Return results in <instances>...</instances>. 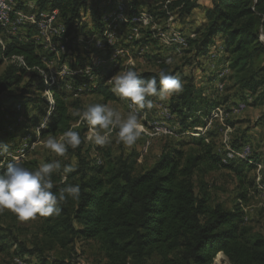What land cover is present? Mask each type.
Listing matches in <instances>:
<instances>
[{
  "label": "trees",
  "instance_id": "16d2710c",
  "mask_svg": "<svg viewBox=\"0 0 264 264\" xmlns=\"http://www.w3.org/2000/svg\"><path fill=\"white\" fill-rule=\"evenodd\" d=\"M136 2L131 0L126 26H133L130 21L135 15H142L147 23H151L148 14L137 11ZM97 3V0H40L37 11H32L58 10L57 22L64 26L65 31L55 39L65 46L66 51H72L75 57L71 63L74 65L92 64V61H84L77 48L79 35L84 45H87L86 37L91 29L99 32L97 39H104L102 34L106 33L107 22L101 14L107 8H100ZM161 5L164 7L161 10L164 16L174 13L177 19H183L197 6V1L166 0ZM87 16L92 24L90 32H84ZM204 16L206 27L196 37L187 38V46L183 51H192V57L201 58L212 49L214 38L221 35L227 52L224 58L228 61L229 69L226 83L233 80L236 87L252 96L253 105L264 104V63L259 59L264 55V41L261 40V36L264 38V0H211ZM2 37L4 47H1L0 65L5 62L6 65L0 72V135L8 134L6 126L9 124L14 129L24 124L25 104L30 99L26 87L35 86L40 93L46 89L37 70L43 68L44 60L51 56L40 50L41 46L33 41L18 42L16 35L4 34ZM109 53L110 48L106 49L101 62L92 66L96 73L104 71ZM66 56L64 53L62 58ZM162 57L157 54L159 60ZM158 67L184 80L183 90L169 98V109L176 116L175 121L181 129L177 133L204 126L211 119L210 111L214 107L227 104L232 99L229 94L224 97L218 94L214 98L203 95L202 89L195 86L191 77L179 73L178 66L170 68L168 63L161 62ZM157 73L143 71L140 75L151 79ZM27 74L26 87H22L20 85ZM34 79H37L35 83ZM79 81L85 83L86 79L78 78ZM50 89L54 104L47 126L39 130L38 138L49 135L57 138L69 129L85 132V126H72L78 118L72 115L71 107L81 100L75 98L69 101L70 95L64 89H60V92L55 87ZM90 92L97 94L99 103L116 99L105 84V78H101ZM152 97L148 98L151 100ZM11 98L13 102L7 106ZM33 100L34 106L36 102L43 101L39 98ZM14 105H20V109L16 110ZM7 115L10 116L9 120ZM16 118L22 121L16 122ZM38 120L37 117L33 120L34 126H37ZM179 136L174 138L176 141L171 147L162 149L151 165L138 171L127 156L120 155L114 165L104 172L105 164H98L85 153L82 155L84 141L81 140L80 146L72 153L77 161L76 168L67 174L68 183L80 185L79 198H68L62 202L58 216L43 217L37 214L42 235L47 242L69 250L66 256L61 255L45 262L73 264L75 244L93 240L106 260L103 264H147L153 257L157 264H212L219 252L231 264H264V232H254L242 222L243 211L240 206V203L248 201L247 191L251 187L244 173L245 167L254 166L247 164L244 159L224 161L223 155L215 150V142L205 141L204 136L194 140L193 149L184 150L181 138L184 135ZM189 140H193V137H189ZM20 162L24 167H37L34 159ZM5 168L6 165L0 168V172ZM222 169L230 170L236 179L238 203L231 209H226L219 202L209 204V194L204 185V177L208 173ZM62 176V171L53 174L55 185L63 186ZM56 190L54 187L53 191Z\"/></svg>",
  "mask_w": 264,
  "mask_h": 264
},
{
  "label": "rangeland",
  "instance_id": "374dc122",
  "mask_svg": "<svg viewBox=\"0 0 264 264\" xmlns=\"http://www.w3.org/2000/svg\"><path fill=\"white\" fill-rule=\"evenodd\" d=\"M6 1L10 6L11 13H25L29 10L31 14H35L37 12L32 11L39 8L40 0ZM97 1L100 8H107L104 12L102 11L101 17L103 19L110 18L106 20L104 19V21L107 22L105 29H110L111 33L106 30L105 32H107V35H105L106 33H104V35L102 34V38L106 40L114 39V42H111L110 45H108V48H110L111 51H117H115V53L111 52L112 58L115 59L121 55L123 56L120 59L119 72L132 66H134L135 70L139 73L143 71L159 72L160 69L158 64L166 62L169 64L170 68L178 66L179 73L191 77L195 86L202 89L203 95L214 98L217 97L218 94L222 97L229 94L232 99L231 101L229 100L227 104L214 107L210 111L211 119L204 126H195L184 131L182 130L181 133H177V130L180 131L181 129H179L177 125L176 116L172 114L169 109L170 97L166 101H160L158 97L153 96L151 100L154 107L151 110H137L138 119L142 124L143 132L141 137L132 146H125L118 142L115 130H113L111 134L112 142L109 145L105 147L95 145L93 142L86 139L90 134V131L88 132L87 123L81 121L78 116H74L78 118V120L73 123V128L82 126H85L86 128L83 133L78 131L81 140L84 141L82 155L85 153L88 158L94 159L98 164H105L104 172L114 165L117 157L120 155L127 156L128 159L134 163L135 170L138 171L142 167L151 165L156 158H158L162 149L165 147H171L174 144V141L180 137L179 135H184L181 137L184 142L182 143V148L184 150L193 149L194 140L204 136L205 141L213 140L215 142V150L218 154L223 155L224 161L226 159H244L247 164L254 166L253 168L246 166L244 170L247 180L251 182V187H249V190L247 191L248 201L244 204L240 203L243 211L242 222L246 223L254 232H264V104L256 103L253 105L252 96H249L246 91L236 87L233 80L226 83L229 69L227 66L228 61L224 58L227 56V52L225 51L223 44L224 39L221 35H217L214 38L213 47L209 51L210 53L201 58L199 57L196 59L192 57V51L188 53L183 51L187 46V40L185 39L196 37L199 34L198 32H201L206 27L207 21L204 13L205 8L211 5V0H196L197 6L183 19H177L174 13L166 15L167 17L163 15L161 10H164V7L161 4L166 0H137L135 8L137 11H142L148 14L151 19L149 22L151 23L145 21L146 23L144 22L142 25L138 24L136 26V32L132 31L129 26H125L123 29L124 32L120 31L121 36L119 39H117L113 29L115 28L117 31V28H122V26H120L121 24H127V11L131 8V0ZM119 5H123L124 9L122 14L116 15L115 11ZM45 6H48V4ZM19 8H22L24 11L16 10ZM153 12H155V15H153ZM12 18L11 21L15 20L16 16ZM86 21L87 23L84 27V32H90V27L92 26L90 23V17L87 16ZM58 23L59 22H57V25L60 26L61 23ZM21 26H19L16 33L19 32ZM24 30L27 29L24 28ZM91 31L89 37L93 38L94 41L99 35L95 36L94 30L91 29ZM4 34L6 33L0 31V40L3 44L4 39L2 36H4ZM81 37L82 36L79 35L78 42L81 43H78L77 46H80L81 48L84 47L85 50H88L91 48L88 46L91 45L94 46V52L96 51L97 53H100L98 52L99 48L97 45H92V43L90 44L91 40H87L88 42H86L88 43V46H86ZM144 38H148V40ZM54 40L57 42H53L55 50L49 46H45L43 49H46L48 53H54L56 51V56L59 57V55L66 52V49H64L65 52L60 50L59 46H61V42L56 39ZM117 40H119V43H117ZM143 40H146L147 42L143 43ZM178 40H182V42H179ZM261 40L264 41L263 36H261ZM132 43H134V45ZM82 50L83 49H81V51ZM1 51L0 47V52ZM81 51L80 54L82 55ZM119 51L122 53L119 54ZM114 54H117V56L115 57ZM157 54L161 55V57L163 56V59H161L162 61L158 59L159 57L157 58ZM66 57L65 62L67 64L64 63L63 60L59 61L60 59H51L50 61L44 60L45 64L43 68L45 69L41 68L37 70L39 77L46 86V89L42 93H40L35 86L26 87L29 74L25 75L23 84L20 85L28 88L30 93V99L26 101L24 109L25 122L17 129H14L13 126L9 124L6 126V129L9 131L8 134L3 133L0 135V142L5 143L8 146L7 153L0 157V162H4L1 163L3 164V167L9 161L7 157L10 154H17V152H15L16 150H22L24 152V157L22 158L23 161L26 159H34L37 167L41 161L51 162L59 159L63 165L67 162L71 163L74 158V154L72 153L75 152L76 149L69 147L66 154L63 157H59L50 149L43 146V142L47 137L42 139L38 138L39 130L42 129L40 127L41 123L45 119L48 120L52 112L49 110L48 103L45 99L49 98L50 95L53 96V92L50 88L55 87L57 92H60V89L65 88L64 90L67 92V95H70L68 96L69 101L71 99L74 100L75 98L81 100L79 101V104L75 103V107H71L72 113L77 109L82 110L90 103H99L100 99L97 94L91 93L90 91L94 88L92 84L96 86L102 78V73H96L92 68L93 65L87 63L85 64L88 66L86 69L93 75L92 82L87 78H85L87 82L83 81L85 84L75 82V78H84L81 74V70H85V65H72L70 61H73L74 58L73 60H70L68 55ZM97 59L99 61L101 58L96 57L94 62H98ZM259 59L263 60L261 63H264V55H261ZM5 65L6 62L0 65V72ZM68 65L70 66L68 67ZM89 67H91V69ZM74 69L76 71L79 70L77 74L79 77H73ZM40 70H45L43 73L46 75L49 72L50 75L53 76V81L48 80L46 83L41 77ZM59 72L62 73L60 74ZM71 74L72 76H70ZM58 76L65 81V83H70L71 85L64 84V87H62L61 79L59 80ZM47 78H49V75H47ZM95 79L98 80L95 81ZM36 81L37 79L33 80L34 83ZM108 81L109 80H105V84H109ZM180 81L181 83L184 82L182 79H180ZM109 87L111 89V86ZM47 89L50 91L49 93L46 91ZM77 91H83L84 95L77 94ZM86 93L87 95H85ZM37 98L43 100L44 103L43 101H39L36 102V106H34L33 99L36 100ZM12 102L13 100L11 98L6 105L9 106ZM106 104L115 107L125 115L132 110L129 107V101L122 99L117 95L115 100L108 101ZM17 106L20 107V105H14V108ZM169 115L171 116L170 119L167 118ZM36 117L39 120L36 124L37 126H34L33 120H35ZM6 118L9 120L10 116L7 115ZM21 121V118H18V120L16 118V122ZM162 126L166 128L164 132L168 130L167 133H164L161 130ZM200 128L201 130H199ZM205 132H207L206 136L204 135ZM59 137L60 136L57 138ZM189 137H193V140H189ZM97 149L98 152L96 151ZM97 158L99 160L96 161ZM204 185L209 194V204L219 202L226 209H231L238 203L236 179L230 170L222 169L211 171L204 177ZM3 237L4 239L2 240L1 238ZM0 246H2V252H0V264H50L46 263L47 260L61 255H67V252L69 251H67V247V249L60 248L56 246L55 243L47 242L42 235L41 221L37 215L34 218L21 221L15 213L8 209L0 210ZM27 251L33 253L29 254ZM18 256L23 257L27 261ZM72 258H74L73 264H103L106 261L105 258H103V254L99 250L97 243L93 240L78 241L75 244V254H73ZM147 264H157L156 259L154 257L151 258ZM212 264L231 263L223 253L219 252L215 255Z\"/></svg>",
  "mask_w": 264,
  "mask_h": 264
},
{
  "label": "clouds",
  "instance_id": "9594fccd",
  "mask_svg": "<svg viewBox=\"0 0 264 264\" xmlns=\"http://www.w3.org/2000/svg\"><path fill=\"white\" fill-rule=\"evenodd\" d=\"M108 83L113 93L129 101L132 110L125 115L106 103H90L82 110L77 109L72 113L89 126L90 134L86 139L100 147L112 142L113 130L116 131L118 142L125 146L134 145L143 132L137 110H151L154 107L148 97L155 96L160 101H166L183 90L179 78L166 69L160 70L151 79H145L134 66L113 74ZM46 126L45 119L40 127ZM80 144V133L72 129L63 132L59 138L49 135L43 142L45 148L59 157H63L69 147L76 149ZM7 151V144L0 142V157ZM76 165L75 158L71 163L63 165L57 159L51 162L41 161L38 167L31 169L24 167L13 157L7 162L5 170L0 172V210H11L21 221L34 218L37 214L43 217L58 216L62 202H66L68 198L78 199L80 196V185L67 182V174L73 172ZM61 171L63 186H57L54 184L53 174ZM54 187L57 188L56 191H53Z\"/></svg>",
  "mask_w": 264,
  "mask_h": 264
},
{
  "label": "bare ground",
  "instance_id": "6f19581e",
  "mask_svg": "<svg viewBox=\"0 0 264 264\" xmlns=\"http://www.w3.org/2000/svg\"><path fill=\"white\" fill-rule=\"evenodd\" d=\"M12 1V0H11ZM1 2H3V3H6V5H7V10L10 12V6H9V4L7 3V1L6 0H1ZM49 9V8H48ZM117 10L115 11V14L116 15H118V14H122V12H123V9H124V6L123 5H119L117 8H116ZM16 10H18L19 11V9H16ZM45 10V9H44ZM37 11V10H36ZM14 12V11H13ZM58 15H59V12H58V10L57 9H51V10H47L46 9V11H39V12H37V13H35V14H31V15H25V19H24V16H16V19L15 20H13V21H11V27H12V34H17L16 32H17V30H18V28H19V26H21V25H24V24H28L29 23V25H32V26H34L36 29H37V32H38V35H37V38H36V41H35V43L36 44H38V45H42L43 47H45V46H49V47H51L53 50H55V45L53 46V42L54 43H57V42H55V38H47V36H57V38H59L61 35H62V33L64 32V26L61 24V26H59V25H57V18H58ZM0 16H1V9H0ZM52 16V21H49V17H51ZM124 16V15H123ZM106 17V16H105ZM116 18V17H115ZM13 19V18H12ZM33 19L34 20H36V21H41L42 23H39V22H36V21H33ZM105 20L106 19H110V18H104ZM114 20V19H113ZM123 20H125V19H123ZM147 19L144 17V16H142V15H135V16H133L132 18H131V21L130 22H132L133 23V26H131L130 28H131V30L132 31H134V32H136L137 31V28H136V26L139 24H144V22L146 21ZM111 21V20H110ZM28 22V23H27ZM118 23V22H117ZM146 23V22H145ZM59 24V23H58ZM6 25V17H0V31H3V32H5L6 34H7V32L6 31H4L3 30V28H4V26ZM107 31L108 32H110L111 33V30H108L107 29ZM139 31V30H138ZM100 33H101V31H100ZM162 34V33H161ZM15 35H13V36H15ZM105 35H107V32H106V34ZM181 37V36H180ZM99 38V37H98ZM107 38V37H106ZM109 40V39H108ZM185 40H187V39H185ZM31 41V40H30ZM179 41V40H178ZM181 42H182V40H180ZM179 41V42H180ZM79 43H81V42H79ZM187 43V42H186ZM185 43V44H186ZM35 44V45H36ZM60 44V43H59ZM3 43H2V41L0 40V47H3ZM61 46H59V48H60V50H62V51H64L65 52V46L63 45V44H60ZM41 46V47H42ZM94 47V46H93ZM97 47L99 48V51L98 52H101V53H103V52H105L106 51V49H108L107 47H108V45H106V46H104V47H102L101 48V46L100 45H97ZM183 47V46H182ZM38 48V47H37ZM57 48V47H56ZM58 48V49H59ZM82 48H84V47H82ZM96 48V47H95ZM184 48V47H183ZM96 50V49H95ZM116 51V50H115ZM115 51L113 52V51H111V52H113V53H115ZM63 52V53H64ZM117 52V51H116ZM55 54H56V51L54 52ZM66 53V52H65ZM120 53H122L121 51H119V54ZM210 53V52H209ZM112 54V53H111ZM63 55V54H62ZM115 55V57L117 56V54H114ZM59 58V57H58ZM60 59V58H59ZM101 60H102V58L98 61V59H97V61L98 62H94V60H93V63H92V65H96V64H98V63H100L101 62ZM59 61H61V59L59 60ZM58 61V62H59ZM53 62V61H52ZM64 63H66L65 61H63ZM68 62V61H67ZM71 62H73V61H70V63ZM44 64H45V62H44ZM67 64V63H66ZM87 64V63H86ZM73 65V64H72ZM64 66V65H63ZM70 65H68V67H69ZM98 66V65H97ZM50 67V66H49ZM57 67H58V65H57ZM79 67V66H78ZM86 67H88V66H86L85 65V67H84V69L85 70H87L86 69ZM64 68V67H63ZM90 69H91V67H89ZM43 69H45V68H43ZM65 69V68H64ZM71 69H72V67H71ZM94 69V68H93ZM47 70V69H46ZM75 70V69H74ZM43 71H45V70H40V73H41V77L43 78V80L47 83V81L49 80V81H53L52 80V75H50V73L48 74L47 73V75H49V78H47V75L46 74H44L43 73ZM79 71V70H78ZM78 71H73V77H79V76H77V74H78ZM92 71V70H91ZM64 72V71H63ZM36 73V72H35ZM60 73V72H59ZM62 73V72H61ZM60 73V74H61ZM88 73H90V77H89V79L88 80H90L91 82H92V80H93V75H92V73L91 72H88ZM94 73V72H93ZM65 76V75H64ZM70 76H72V74L70 75ZM66 78V77H65ZM68 78H70V77H68ZM60 80V79H59ZM77 80H78V78H75V82H77ZM97 79H95V81H96ZM75 82H74V84H75ZM81 81H79V83H80ZM87 82V81H86ZM50 83H52V82H50ZM49 83V84H50ZM80 84H85V83H80ZM71 85V84H70ZM94 87H95V85L94 84H92ZM215 85V84H214ZM82 87V86H81ZM80 87V88H81ZM218 87H220V86H218ZM67 88H68V86H67ZM72 88V87H71ZM76 88V87H75ZM78 88V87H77ZM63 89H65V88H63ZM83 89V88H82ZM89 89H91V88H89ZM94 89V88H93ZM219 89V88H218ZM48 93L50 92L48 89L46 90ZM52 94V93H51ZM50 95V94H49ZM45 101L48 103V107H49V110L50 111H52V107H53V104H54V100H53V96L52 95H50V97L49 98H46L45 99ZM20 109V107L19 106H17L16 107V110H19ZM165 109V108H164ZM167 116V115H166ZM171 116L169 115L167 118H170ZM155 127V126H154ZM161 127V126H160ZM159 130V129H158ZM163 132L166 130V128L164 127V126H162V129H161ZM199 130H201V128L199 129ZM90 131V130H89ZM88 131V132H89ZM168 132V130L166 131V132H164V133H167ZM15 152H17V154L15 155V154H10L7 158L9 159V160H11L13 157H15V158H17L19 161H22V158L24 157V152L22 151V150H16ZM242 157V156H241ZM5 158V157H4ZM97 160H99L98 158L96 159V161ZM8 161V160H7ZM1 163H4V162H0V164ZM1 168V167H0ZM18 262V261H17Z\"/></svg>",
  "mask_w": 264,
  "mask_h": 264
},
{
  "label": "crops",
  "instance_id": "0c3cea01",
  "mask_svg": "<svg viewBox=\"0 0 264 264\" xmlns=\"http://www.w3.org/2000/svg\"><path fill=\"white\" fill-rule=\"evenodd\" d=\"M28 9V8H27ZM29 11V10H28ZM120 26H122V28H117V31H115V35L117 37V39H119V37L121 36L120 35V31H123L124 27L126 26L125 24H121ZM24 28H26L27 30H24ZM92 32V31H91ZM90 32V33H91ZM95 32V36H98L99 32H97V30L94 31ZM124 32V31H123ZM89 33V34H90ZM89 34L88 36L86 37L87 40H90L91 37H89ZM37 35H38V32L36 30V28L32 25H29V24H25L24 26H21V28L19 29V32L16 34V37L18 40V42H29L30 40L33 41L35 43L36 41V38H37ZM82 38V37H81ZM86 40V41H87ZM88 42V41H87ZM86 42V46H88V43ZM93 43V40L91 39L90 41V44ZM117 43H119V40H117ZM134 45V43H132ZM83 45V43H82ZM39 46H42V45H39ZM116 46V45H115ZM124 46H128V45H124ZM88 47H91L89 48L88 50H91L90 52H87V53H84L85 51H87V49L85 50L83 48V50L81 51L82 52V55H83V59L84 61L86 62H89V61H93L96 57H100V58H103V55L105 52L103 53H97L96 51L94 52V47L93 46H88ZM44 47L42 46L40 50H43V51H46V49H43ZM49 54L51 55L49 57V59H45V61H50L51 59H55V60H58L59 58L63 61L66 60L67 57L65 58H62V54L59 55V58L58 56H56V54H54L53 52H49ZM89 57V58H88ZM123 56L121 55L120 57L114 59L112 58L111 54L109 53V57H106V63L104 65V71L102 72V77L105 78V80H109V78L119 72L120 70V59L122 58ZM118 65V67L116 66ZM117 71V72H116ZM109 86H111L110 84H107ZM115 94V93H114ZM116 96V95H115ZM90 130V129H89ZM88 130V131H89Z\"/></svg>",
  "mask_w": 264,
  "mask_h": 264
},
{
  "label": "built area",
  "instance_id": "2783aa9c",
  "mask_svg": "<svg viewBox=\"0 0 264 264\" xmlns=\"http://www.w3.org/2000/svg\"><path fill=\"white\" fill-rule=\"evenodd\" d=\"M0 9H1V16L0 17H6V25L4 26L3 30L7 32V35H15V34H12V27H11L12 17L24 16V19H25V15H31V12H29V11H26L25 13H11L7 10L6 3L1 2V0H0ZM39 11H41V10H39ZM33 21H36V20L33 19ZM49 21H52V16L49 17ZM36 22L42 23L41 21H36ZM114 31H116L115 28L113 29V32ZM47 38H57V36H47ZM91 39L93 40V38H90V40ZM111 42H114V39L113 40H106V39L94 40L92 45H100L102 48L106 45H110ZM77 47L80 51H81V49H83L80 46H77ZM66 54L68 55L70 60H73V58L75 57L71 50L66 51ZM81 74L83 75L84 78L89 79V77H90V73H88V70H81ZM101 76H102V74H101ZM58 78L61 79L59 76H58ZM61 82H62V87H64V84H70V83H65V81H63L62 79H61ZM77 94L84 95V92L83 91H77ZM244 152H245V150H244Z\"/></svg>",
  "mask_w": 264,
  "mask_h": 264
}]
</instances>
